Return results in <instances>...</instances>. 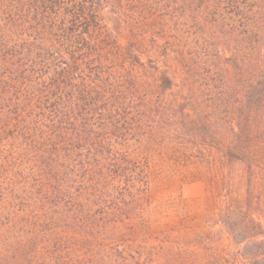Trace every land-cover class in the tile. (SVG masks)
<instances>
[{
  "label": "trees",
  "instance_id": "trees-1",
  "mask_svg": "<svg viewBox=\"0 0 264 264\" xmlns=\"http://www.w3.org/2000/svg\"><path fill=\"white\" fill-rule=\"evenodd\" d=\"M117 1L0 0V264H162L145 216L152 99ZM198 1L222 48L189 50L206 90L177 127L207 159L211 212L171 228L165 264H264V0Z\"/></svg>",
  "mask_w": 264,
  "mask_h": 264
},
{
  "label": "rangeland",
  "instance_id": "rangeland-1",
  "mask_svg": "<svg viewBox=\"0 0 264 264\" xmlns=\"http://www.w3.org/2000/svg\"><path fill=\"white\" fill-rule=\"evenodd\" d=\"M195 2L199 6L192 0H118L113 8L117 26L124 25L118 31L121 44L130 40L129 29H134L135 37L138 35L144 62L138 73L150 83L142 82L141 86V94L148 93L147 98L152 99L151 109L145 106L153 124L144 139L152 163L151 205L145 216L152 232L149 242L156 247L155 256L162 264L168 263L174 249L171 228L183 218L187 226L204 224L211 212L204 176L207 159L186 151L194 147L187 146V137L177 127L185 97L206 90L207 71L191 59L189 50L222 48L220 26L194 14L193 8L201 5ZM162 74L173 78L174 83L162 88ZM205 228L216 233L219 226Z\"/></svg>",
  "mask_w": 264,
  "mask_h": 264
}]
</instances>
